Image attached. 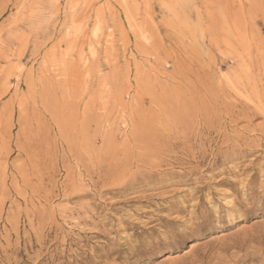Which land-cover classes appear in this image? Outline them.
<instances>
[{
  "label": "rangeland",
  "instance_id": "rangeland-1",
  "mask_svg": "<svg viewBox=\"0 0 264 264\" xmlns=\"http://www.w3.org/2000/svg\"><path fill=\"white\" fill-rule=\"evenodd\" d=\"M262 112L264 0H0V264H264Z\"/></svg>",
  "mask_w": 264,
  "mask_h": 264
},
{
  "label": "bare ground",
  "instance_id": "bare-ground-1",
  "mask_svg": "<svg viewBox=\"0 0 264 264\" xmlns=\"http://www.w3.org/2000/svg\"><path fill=\"white\" fill-rule=\"evenodd\" d=\"M259 102V101H258ZM243 107V106H242ZM254 107V106H253ZM232 108V107H231ZM257 108V107H256ZM262 109V107H260ZM260 109V111H261ZM253 111L251 108L249 107H244L241 111H231L230 115L228 113V117L230 119V121H232V123H235L237 120H239L241 117L243 118H249V117H253V115L258 112L254 111L255 113L253 114ZM259 111V110H258ZM261 114V113H258ZM262 114H264V112H262ZM256 116V115H255ZM227 117V118H228ZM264 118V117H263ZM228 119V120H229ZM227 120V119H226ZM246 120V119H245ZM249 120V119H248ZM246 122V124L241 127V129H244L248 126V121ZM247 129V128H246ZM260 223V222H259ZM196 246H191L189 247V249L182 251V253L180 254H176L173 255V257H167L166 259H164L163 262H166L167 264H182L184 263V261H188V259H190V257L192 256L194 250H195ZM165 263V264H166Z\"/></svg>",
  "mask_w": 264,
  "mask_h": 264
}]
</instances>
